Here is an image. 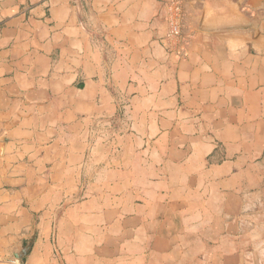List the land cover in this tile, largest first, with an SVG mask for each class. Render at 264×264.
<instances>
[{
    "label": "crops",
    "instance_id": "1",
    "mask_svg": "<svg viewBox=\"0 0 264 264\" xmlns=\"http://www.w3.org/2000/svg\"><path fill=\"white\" fill-rule=\"evenodd\" d=\"M0 0V264H264V0Z\"/></svg>",
    "mask_w": 264,
    "mask_h": 264
},
{
    "label": "built area",
    "instance_id": "2",
    "mask_svg": "<svg viewBox=\"0 0 264 264\" xmlns=\"http://www.w3.org/2000/svg\"><path fill=\"white\" fill-rule=\"evenodd\" d=\"M184 0H167V8L169 11L167 17L168 30L166 40L171 42H180L182 38L183 21H184Z\"/></svg>",
    "mask_w": 264,
    "mask_h": 264
}]
</instances>
